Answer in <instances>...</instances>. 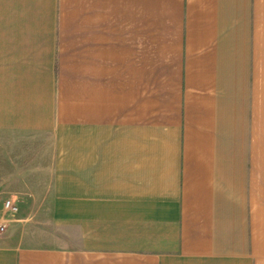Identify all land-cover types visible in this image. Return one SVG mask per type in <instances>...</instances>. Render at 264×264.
Listing matches in <instances>:
<instances>
[{"label":"crops","instance_id":"crops-1","mask_svg":"<svg viewBox=\"0 0 264 264\" xmlns=\"http://www.w3.org/2000/svg\"><path fill=\"white\" fill-rule=\"evenodd\" d=\"M10 216L0 264H264V0H0Z\"/></svg>","mask_w":264,"mask_h":264},{"label":"rangeland","instance_id":"rangeland-1","mask_svg":"<svg viewBox=\"0 0 264 264\" xmlns=\"http://www.w3.org/2000/svg\"><path fill=\"white\" fill-rule=\"evenodd\" d=\"M7 200V199H6ZM5 200V201H6ZM5 203V202H4ZM46 220L42 218H32V219H16L13 216L6 219H0V235L5 234L7 230H11L16 227L22 228H30V227H37L39 224L44 223ZM1 226H4V230H1Z\"/></svg>","mask_w":264,"mask_h":264},{"label":"built area","instance_id":"built-area-1","mask_svg":"<svg viewBox=\"0 0 264 264\" xmlns=\"http://www.w3.org/2000/svg\"><path fill=\"white\" fill-rule=\"evenodd\" d=\"M5 208L9 210L10 212L14 213L18 210V207L15 203L12 202L11 199H7L4 204ZM4 226H1V230H4Z\"/></svg>","mask_w":264,"mask_h":264}]
</instances>
